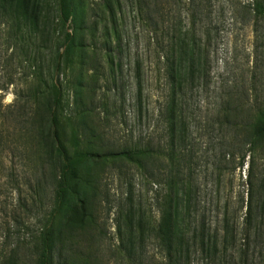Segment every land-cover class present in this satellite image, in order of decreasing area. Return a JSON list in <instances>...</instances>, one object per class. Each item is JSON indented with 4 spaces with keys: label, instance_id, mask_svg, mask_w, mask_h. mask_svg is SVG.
Returning <instances> with one entry per match:
<instances>
[{
    "label": "rangeland",
    "instance_id": "1",
    "mask_svg": "<svg viewBox=\"0 0 264 264\" xmlns=\"http://www.w3.org/2000/svg\"><path fill=\"white\" fill-rule=\"evenodd\" d=\"M145 1L122 0L117 38L105 0H76L79 14L67 28L73 32L76 23L82 25L86 52L61 72L54 61L62 35L56 28V0L44 1L47 19L35 35L26 37L16 33L6 2H0V264H37L43 234L58 226L59 165L44 151L30 122L34 96L53 82L67 88L65 110L73 109L74 115L89 112L76 126L65 122L70 151L78 129L81 145L91 140L101 155L97 160H102L90 168L97 191L95 223L85 232H57L53 264H165L153 232L162 219L165 189L159 167L164 165L152 161L140 169L114 155L164 145L161 113L168 99V46L177 29L193 24L210 71L187 102L193 179L208 200L216 196L213 188L220 183V196L231 200L232 212L244 197L245 208L239 213L243 227L252 170L258 184H264V151L253 163L247 157L241 167L239 159L224 158L231 148L220 142L235 137L224 125L226 116L244 125L264 105V0H195V16L190 0ZM208 212L213 222V208ZM253 256L254 264H264V244L253 248Z\"/></svg>",
    "mask_w": 264,
    "mask_h": 264
},
{
    "label": "trees",
    "instance_id": "2",
    "mask_svg": "<svg viewBox=\"0 0 264 264\" xmlns=\"http://www.w3.org/2000/svg\"><path fill=\"white\" fill-rule=\"evenodd\" d=\"M1 1L6 2L5 9L10 16L11 25L21 36L35 35L39 31V25L47 19L43 15L45 0ZM143 2L146 4L147 1ZM189 2V5L193 4L195 16V0ZM56 4V28L62 35L54 61L57 71L61 72L72 67L77 56L82 57L86 46L82 40V25L78 26L76 23L78 30L73 32H69L67 28L69 22L76 21L75 15L79 14L76 0H56ZM105 6L113 23L114 33L119 38L117 21L122 11V0H105ZM195 26L193 24L188 28L177 29L168 46V99L161 113L166 128L164 145L159 144L154 148L149 144L143 148L121 150L114 156L137 165L140 169H145L152 161L164 165L159 167L163 170L165 189L162 219L153 232L161 245L165 264H254L253 248L264 244V196L259 197L264 184H258L257 176L252 170L248 180L250 189L246 213L240 229L239 213L245 208V198L242 197L240 206L232 212L231 200L222 199L220 196V183L213 188L217 191L216 196L208 200L203 197L202 186L193 179V139L187 102L194 89L206 82L210 75L207 54L197 40ZM109 40L106 37V44ZM108 56L112 58L111 54ZM111 70L115 71L113 61ZM66 89L62 83L53 82L37 92L30 117L31 127L37 131V139L43 143L44 151L59 165L60 171L54 215L58 226L56 228L53 224L43 234L42 252L37 264H53L57 232L64 236L72 231L85 232L95 223L92 207L97 191L90 168L102 161L97 160L101 155L93 149L91 140L89 145H81L82 137L78 129L73 131L72 136L75 149L70 151L66 144L65 122L76 126L78 123L74 124L75 121L78 122L89 114L85 109L78 110L75 115L73 109H64L66 104L69 108L66 103ZM77 94L75 92V96ZM224 125L235 132L233 140L225 138L220 142V146L231 148L224 154V158L228 157L234 162L239 159L238 165L241 167L245 165L247 157L253 163L255 156L261 150L264 151V105L257 110L255 118L249 123L238 125L226 116ZM211 150L213 152V147ZM219 167L218 175L222 174V168ZM211 207L215 214L213 222L208 214V208ZM235 250L236 254L233 253Z\"/></svg>",
    "mask_w": 264,
    "mask_h": 264
}]
</instances>
